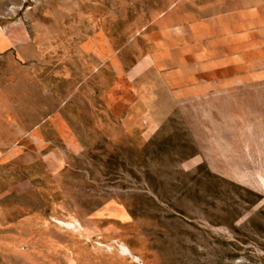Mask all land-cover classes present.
I'll return each mask as SVG.
<instances>
[{"label":"rangeland","instance_id":"374dc122","mask_svg":"<svg viewBox=\"0 0 264 264\" xmlns=\"http://www.w3.org/2000/svg\"><path fill=\"white\" fill-rule=\"evenodd\" d=\"M217 2L0 0V264H264L241 96L194 92Z\"/></svg>","mask_w":264,"mask_h":264},{"label":"crops","instance_id":"0c3cea01","mask_svg":"<svg viewBox=\"0 0 264 264\" xmlns=\"http://www.w3.org/2000/svg\"><path fill=\"white\" fill-rule=\"evenodd\" d=\"M217 3L195 24L194 92L200 98L240 95L247 150L264 153V0ZM6 28L7 34H0V52L27 59L33 46L26 31L20 23L16 29ZM260 160L264 162V156ZM254 166L264 168L248 167Z\"/></svg>","mask_w":264,"mask_h":264},{"label":"bare ground","instance_id":"6f19581e","mask_svg":"<svg viewBox=\"0 0 264 264\" xmlns=\"http://www.w3.org/2000/svg\"><path fill=\"white\" fill-rule=\"evenodd\" d=\"M63 226H65L66 228L68 229H73V228H76V226L72 225V224H65V223H62L60 222ZM75 230V229H74ZM121 253L123 256L125 257H130L132 258L134 261L138 262V263H141L140 259L136 256H134V254L132 253L131 249L125 245H122L121 247Z\"/></svg>","mask_w":264,"mask_h":264},{"label":"built area","instance_id":"2783aa9c","mask_svg":"<svg viewBox=\"0 0 264 264\" xmlns=\"http://www.w3.org/2000/svg\"><path fill=\"white\" fill-rule=\"evenodd\" d=\"M38 2H39V0H24V4H23L21 9H23L24 7H28L31 9L32 6H34Z\"/></svg>","mask_w":264,"mask_h":264}]
</instances>
